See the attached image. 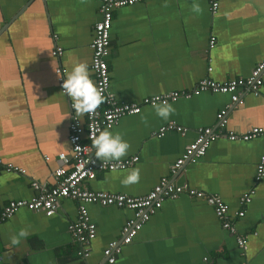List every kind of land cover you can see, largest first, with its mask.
<instances>
[{
    "label": "crops",
    "instance_id": "obj_1",
    "mask_svg": "<svg viewBox=\"0 0 264 264\" xmlns=\"http://www.w3.org/2000/svg\"><path fill=\"white\" fill-rule=\"evenodd\" d=\"M193 4L200 12H192ZM98 9V0H0V159L26 171L18 175L0 168V211L10 201L31 199L33 181L53 186L56 157L71 153L69 124L75 114L58 87L56 70L65 69L66 77L75 62H84L94 82L90 44ZM211 37L215 45L208 50ZM56 48L62 50L59 58L52 56ZM263 59L264 0H219L215 14L209 0H145L113 12L109 91L118 102L140 103L154 95L192 91L205 78L221 83L247 77ZM229 103V95L203 93L171 103L175 112L167 120L142 107L140 114L123 117L109 129L130 145L121 161H138L124 171L100 173L83 188L138 198L165 178L219 197L235 230L224 229L204 202L182 195L163 202L114 264H264V178L254 183L263 137L222 138L199 161L170 173L196 129L214 127L217 113ZM76 117L85 122V114ZM169 123L188 131L157 138L159 128ZM253 127L264 128V83L258 95L246 93L243 105L228 111V131L242 134ZM132 168L140 169L139 182L122 185ZM252 188L251 202L240 205ZM77 206L62 200L52 217L18 210L0 224V264H79L67 231ZM86 209L96 226L89 261L106 264L104 248L119 238L133 214L98 205ZM241 211L243 217L234 218ZM21 228L29 236L11 247L9 236ZM239 237L247 239L245 251L237 245Z\"/></svg>",
    "mask_w": 264,
    "mask_h": 264
},
{
    "label": "built area",
    "instance_id": "obj_2",
    "mask_svg": "<svg viewBox=\"0 0 264 264\" xmlns=\"http://www.w3.org/2000/svg\"><path fill=\"white\" fill-rule=\"evenodd\" d=\"M100 20L93 26V39L90 44L91 64L90 70L94 75V85L101 91L105 100L91 113L85 114V122L81 123L78 117L73 116L69 124V145L71 153L59 154L56 157L58 167L53 171L54 185L49 187L36 181L31 183L34 196L29 200L10 201L0 211V224L9 220L18 210L42 214L52 217L58 210L62 200H70L77 203L76 220L67 227L73 243L76 246L75 255L79 264L90 263L91 243L96 237V226L91 222L86 207L98 205L100 207H114L131 211L133 216L128 219L117 240L111 241L104 248L102 255L106 264H114L121 255L125 246H128L136 238L143 226L158 212L164 201L175 200L185 195L190 199L202 201L209 206L215 216L222 222L223 228L234 232L232 221L228 219V206L214 195L181 187L173 184L168 179H161L153 189L143 197H130L118 193L91 191L83 188L85 182L96 179L100 173L124 171L138 161V157H131L125 161L110 162L104 164L94 156V149L90 150L91 134L97 130H109L126 116H134L141 113L142 107H152L154 102L166 100L175 103L178 100H188L203 93L214 95H229L230 103L216 115V123L211 128H198L195 131V139L185 148L183 154L170 167V173L176 175L186 164H194L205 156L209 146L222 138L231 142H248L256 138H264V128L253 127L245 133L235 134L227 130V115L229 109L243 105V95L250 93L258 95L264 83V59L252 69L251 73L244 78L230 79L224 82H215L205 78L201 80L192 91L170 92L162 95H154L144 98L140 103L118 102L110 93V73L108 57L110 55V30L112 27L113 12L130 7L145 0H98ZM219 8V0H209V11L215 14ZM215 45L213 37L209 40L208 50ZM62 50L56 48L52 56L59 58ZM212 69L208 68L210 72ZM66 70L59 67L56 70L57 84L62 92V83ZM159 98V99H157ZM187 129L169 123L159 128L157 138L163 137L167 132H175L181 135L187 133ZM48 161L49 158L45 157ZM0 168L6 172L25 175L26 171L17 166L3 163L0 159ZM264 178V155L260 157L255 168L254 183L259 184ZM255 191L254 188L246 192L239 199V204L248 205ZM243 211L236 212L234 218H242ZM239 248L246 250L247 239H237Z\"/></svg>",
    "mask_w": 264,
    "mask_h": 264
},
{
    "label": "clouds",
    "instance_id": "obj_3",
    "mask_svg": "<svg viewBox=\"0 0 264 264\" xmlns=\"http://www.w3.org/2000/svg\"><path fill=\"white\" fill-rule=\"evenodd\" d=\"M193 13L200 12L199 4L191 6ZM62 92L70 101V107L75 116L83 117L86 113L96 110L105 100L101 91L94 85L90 78L88 65L84 62H75L63 79ZM159 99V98H157ZM152 109L155 115L167 120L175 109L166 100L154 102ZM129 143L119 133L107 129L97 130L91 134L90 150L94 149V156L104 164L119 162L127 155ZM140 180V169L132 168L122 177L121 184L124 186L134 185ZM29 232L25 228L12 233L9 236V245L15 247L25 242Z\"/></svg>",
    "mask_w": 264,
    "mask_h": 264
}]
</instances>
